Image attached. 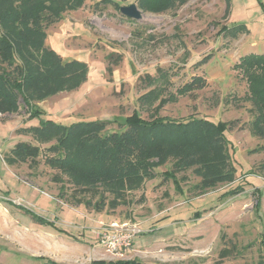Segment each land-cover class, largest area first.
I'll use <instances>...</instances> for the list:
<instances>
[{"label": "rangeland", "instance_id": "obj_1", "mask_svg": "<svg viewBox=\"0 0 264 264\" xmlns=\"http://www.w3.org/2000/svg\"><path fill=\"white\" fill-rule=\"evenodd\" d=\"M159 2L151 0L149 6ZM72 3L74 9H64L44 29V46L61 58L70 75L75 65H83L85 79L33 108H25L20 98L15 114L0 112V264H259L264 151H249L264 140L250 133L249 72L238 64L246 55H264V0H230L226 16L224 0H183L172 7L155 4L152 10L135 0ZM131 4L139 20L120 14V7ZM225 27L243 31L222 33ZM259 67L253 73L264 72V64ZM146 74L149 83L143 80ZM162 99L156 115L153 108ZM34 108L43 110V119L62 125L101 122V131L93 127L79 137L100 150V155L93 152L97 158L91 156L90 167L84 163L92 151L85 148L44 150L58 145L63 133L52 132L49 142L39 144L37 137L20 131L38 126V118H29ZM193 119L226 123V142L218 133L212 136L221 152L228 148L230 161L222 169L218 161L203 158L206 154L189 150L188 169L170 178V161L183 147L157 140L167 131L150 135L152 149L133 144V139L148 138L145 126L153 121L185 124ZM141 132L146 134L139 137ZM19 142L39 145L35 168L3 163V154ZM49 157L63 169L49 168L44 161ZM137 162L158 167L150 170L151 178L139 173V179H125L129 165ZM218 172L227 177L218 178L223 181L214 188L202 194L194 189ZM56 174L59 182L53 181ZM79 187L98 189L119 204L108 210L105 203L96 209V200L86 206L69 202L71 190ZM237 187L242 192L224 195ZM122 223L137 225L141 233L123 256L115 257L99 246L95 229ZM223 250L229 255L220 258Z\"/></svg>", "mask_w": 264, "mask_h": 264}, {"label": "trees", "instance_id": "obj_2", "mask_svg": "<svg viewBox=\"0 0 264 264\" xmlns=\"http://www.w3.org/2000/svg\"><path fill=\"white\" fill-rule=\"evenodd\" d=\"M73 0H0V112L13 114L19 109L18 100L21 98L25 108L34 107L37 102H42L49 96H53L60 91H69L76 88L85 79V67L83 65H75V69L71 70L73 75H70V69L66 64H62L61 58H59L52 50L46 49L44 46L45 33L44 29L52 24L54 21L60 18L64 9H74L75 6L72 3ZM142 2L141 5H145L146 8L151 9L157 5L164 6L167 3L169 7L177 4L178 1L183 0H160V4L154 3L149 6L151 0H135ZM225 1V16L228 15L230 0ZM63 3V7L60 4ZM157 4V5H155ZM152 10V9H151ZM228 28H223L224 33ZM228 30H234L237 34L243 31V28H233ZM260 64H264V55L250 54L241 58L238 67H245L247 74L248 88L250 91V101L253 109V120L251 122V135L259 137L264 140V72L253 73L256 69H262ZM2 66H5L4 68ZM108 74H111V68L107 70ZM144 82L149 83L151 81L150 75L146 74L143 78ZM164 99H162L154 108V113L157 115L159 108L163 105ZM31 108V109H32ZM43 110L40 108H34L30 110V119L38 118L39 124L35 127H28L20 129L23 133H31L32 136L39 139V144L49 142L50 134L52 132H60L64 134V137L59 140L58 145L49 146L44 148L45 151H58V149L66 150L70 152L71 148L75 145L76 149H84L89 152L92 151L87 158V162L84 163L85 167H90V160L97 158L96 154L100 155V150L96 148H90L89 145L79 141L81 135H89L91 129L101 131V122H91L89 124H71L62 125L54 122L51 119H43ZM164 125H172L166 128ZM226 123H213L204 119H193L185 124L170 122L153 121L149 125L145 126V130L148 129V138L140 141L133 139V144L145 145L147 147H140V150L145 151L146 148H154V138H149L154 131H167V135L157 137V140L166 142L171 148L173 146L183 147V152L180 154V149L174 155H179L177 158H173L171 162V170L167 172V175H171L170 178L175 176V172L181 173L188 169V152L204 153L203 158H210V160L218 161L219 169L224 167V163L227 160L230 161L227 145L224 150L220 149V146L216 140L212 137L215 133L219 134L222 142L225 139V132L227 131ZM153 130V128H155ZM185 127V128H184ZM91 134V133H90ZM146 133H139L144 136ZM97 135V134H96ZM91 139L87 137L85 140L88 142ZM95 141H98L99 137H94ZM153 140V141H152ZM132 146V145H131ZM149 146V147H148ZM163 147V145H162ZM261 149V150H260ZM264 151V145L257 149L249 151L251 154L258 151ZM41 149L39 145L31 144L28 142H19L8 152L3 154L2 161L7 166H17L22 163H27L30 168H35L39 163L41 157ZM191 151V152H192ZM96 153V154H93ZM179 153V154H178ZM211 153V156H210ZM201 156V155H200ZM60 157V156H59ZM222 158V160H221ZM47 166L51 169L61 170L62 166H55L54 158H46L44 160ZM62 161V160H61ZM230 163V162H229ZM232 166V165H231ZM93 167V165L91 166ZM142 164L137 162L134 165H129L128 174H125V179L132 181V176L143 175L144 177L151 178L150 170L155 169L158 166ZM231 173L235 170L231 167ZM264 168V167H263ZM218 169V171H219ZM140 173V174H139ZM218 174H220L218 172ZM59 175V174H58ZM57 174L54 176L53 181L59 182L60 178ZM126 175L130 178H126ZM166 175V174H164ZM227 174L215 175V178H209V176L202 178L195 190H198L201 194L214 188L219 181H223ZM136 176V178H137ZM219 176V177H218ZM221 178L223 180H217ZM70 181L68 180L67 183ZM64 186H60L61 195L64 193ZM242 192L241 187H237L234 190L226 192L224 195L235 196ZM257 192V190H256ZM258 194V193H257ZM255 203V208L260 207V195L258 194ZM68 200L71 203H77L78 205L86 206L92 200H96L95 208H98L99 203H105L108 210H114L119 204L116 200H108L106 196L98 189H91L88 187H79L71 190ZM261 260L259 264H264V231L261 234ZM229 255V250H223L220 253V258H225ZM49 264V262L46 261ZM51 263V262H50ZM56 264V263H51ZM122 264V263H117ZM128 264H141V263H128Z\"/></svg>", "mask_w": 264, "mask_h": 264}, {"label": "built area", "instance_id": "obj_3", "mask_svg": "<svg viewBox=\"0 0 264 264\" xmlns=\"http://www.w3.org/2000/svg\"><path fill=\"white\" fill-rule=\"evenodd\" d=\"M0 118H3L1 113ZM140 233L141 230L137 225L128 223L95 229L99 246L107 254L115 257L123 256L130 249L134 238Z\"/></svg>", "mask_w": 264, "mask_h": 264}, {"label": "water", "instance_id": "obj_4", "mask_svg": "<svg viewBox=\"0 0 264 264\" xmlns=\"http://www.w3.org/2000/svg\"><path fill=\"white\" fill-rule=\"evenodd\" d=\"M119 12L123 16L130 18V19L139 20L141 18V14L139 10L137 9L136 5L134 4L120 7Z\"/></svg>", "mask_w": 264, "mask_h": 264}, {"label": "crops", "instance_id": "obj_5", "mask_svg": "<svg viewBox=\"0 0 264 264\" xmlns=\"http://www.w3.org/2000/svg\"><path fill=\"white\" fill-rule=\"evenodd\" d=\"M41 109V108H40ZM13 114H15V113H13Z\"/></svg>", "mask_w": 264, "mask_h": 264}]
</instances>
